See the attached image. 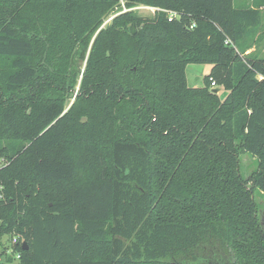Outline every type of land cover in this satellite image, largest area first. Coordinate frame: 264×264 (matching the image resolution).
I'll use <instances>...</instances> for the list:
<instances>
[{
    "label": "trees",
    "instance_id": "trees-1",
    "mask_svg": "<svg viewBox=\"0 0 264 264\" xmlns=\"http://www.w3.org/2000/svg\"><path fill=\"white\" fill-rule=\"evenodd\" d=\"M234 3L0 0V237L20 264H264V0ZM190 63L211 64L202 86Z\"/></svg>",
    "mask_w": 264,
    "mask_h": 264
},
{
    "label": "rangeland",
    "instance_id": "rangeland-1",
    "mask_svg": "<svg viewBox=\"0 0 264 264\" xmlns=\"http://www.w3.org/2000/svg\"><path fill=\"white\" fill-rule=\"evenodd\" d=\"M245 0H235V6H240L244 3ZM123 6V3H122ZM138 14L144 15H153L152 12L148 8H145L142 5L134 8ZM110 18V17H109ZM109 18L105 21H109ZM256 34V33H255ZM254 34V36H255ZM261 35V34H259ZM254 46V50L258 52V54L264 55V38L257 46ZM252 49V48H251ZM248 49L247 52L251 51ZM211 64L209 63H190L186 66V79L188 86L198 87L203 85V78L210 71ZM226 92L223 88H220L218 92L219 96L223 98L226 95ZM257 168V160L254 156L249 153H241L239 154V172L240 174L246 178L252 171ZM254 199L259 205V214L261 219L264 220V196L259 192V190L254 189ZM5 246L6 250L1 254L0 261L5 262L7 264H20L17 254L14 252V246L12 245V240L10 235H4L0 237V250H2L1 246Z\"/></svg>",
    "mask_w": 264,
    "mask_h": 264
},
{
    "label": "water",
    "instance_id": "water-1",
    "mask_svg": "<svg viewBox=\"0 0 264 264\" xmlns=\"http://www.w3.org/2000/svg\"><path fill=\"white\" fill-rule=\"evenodd\" d=\"M124 10H125V9H124ZM112 17H113V16H112ZM112 17H111V18H112ZM111 18H110V19H111ZM110 19H109V20H110ZM132 30L135 31V30H134V26H133ZM220 88H221V87H215V88H212L211 91L214 92V93H218V92L220 91ZM27 247H28V246L26 245V243L23 242V243H22V248H23V249H27Z\"/></svg>",
    "mask_w": 264,
    "mask_h": 264
},
{
    "label": "crops",
    "instance_id": "crops-1",
    "mask_svg": "<svg viewBox=\"0 0 264 264\" xmlns=\"http://www.w3.org/2000/svg\"><path fill=\"white\" fill-rule=\"evenodd\" d=\"M139 6V5H138ZM137 6V7H138ZM142 6H144V5H142ZM145 8H148L149 10H150V12H152V13H154V11H155V8L154 7H150V6H144ZM134 8H136V6L134 7Z\"/></svg>",
    "mask_w": 264,
    "mask_h": 264
},
{
    "label": "built area",
    "instance_id": "built-area-1",
    "mask_svg": "<svg viewBox=\"0 0 264 264\" xmlns=\"http://www.w3.org/2000/svg\"><path fill=\"white\" fill-rule=\"evenodd\" d=\"M110 18H111V17H110ZM110 18H109V19H110ZM212 84H213V86H214V83H212ZM14 241H15V239H14ZM17 256H18V255H17Z\"/></svg>",
    "mask_w": 264,
    "mask_h": 264
}]
</instances>
